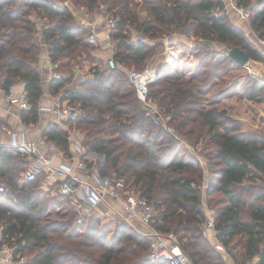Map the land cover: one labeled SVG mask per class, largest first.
Listing matches in <instances>:
<instances>
[{"label":"trees","instance_id":"trees-1","mask_svg":"<svg viewBox=\"0 0 264 264\" xmlns=\"http://www.w3.org/2000/svg\"><path fill=\"white\" fill-rule=\"evenodd\" d=\"M236 1L249 9L251 27L263 34L264 0ZM68 2L59 9L47 0H0V87L25 81L30 109L23 111V121L37 120L42 42L55 69L67 74L51 78L48 89L52 94L63 91L61 99L78 105L80 114L67 122L80 133L83 150L104 155L99 175L122 178L151 202V225L162 234H175L190 264H228L205 236L204 198L220 231L217 239L233 264H247L255 257L253 264H264V132H241L234 118L243 98L264 102V82L250 76L243 95L210 94L223 77L220 67L239 65L213 44L237 47L264 64L263 54L251 47L226 11L214 14L224 10L222 0ZM78 9L119 18L110 33L113 57L137 70L144 68L163 35L194 23L196 41L188 47L197 58L195 71L185 76L178 68L169 72L163 66L148 86L151 103L170 116L175 135L152 121L125 70L103 64L99 55L90 56L97 62L90 66L92 76L71 87L74 66L95 47L87 40L90 29L76 22ZM130 30L142 38H130ZM181 43L188 45L176 41ZM43 136L69 152L68 131L59 125L52 124ZM187 143L194 148L199 144L200 153ZM26 166L14 148H0V178L5 179L0 223L5 242L16 245L14 253L25 257L20 264H167L147 257L149 238L127 223L97 217L77 223L70 201L49 196L40 189V178L19 184ZM52 212L56 220L47 218Z\"/></svg>","mask_w":264,"mask_h":264},{"label":"built area","instance_id":"built-area-1","mask_svg":"<svg viewBox=\"0 0 264 264\" xmlns=\"http://www.w3.org/2000/svg\"><path fill=\"white\" fill-rule=\"evenodd\" d=\"M50 5L55 8L62 9L64 5H57L55 0H47ZM224 2V10L215 11L216 16L226 11V4L237 9L239 18L248 21L250 17L249 9L245 6L238 5L236 0H222ZM118 17L114 15H106L103 19V29L101 40L102 46L109 49V56L106 59V65L109 67H121L125 70L130 83L133 85L136 97L139 102L147 110V114L156 125H162L165 131L175 135L173 126L169 125L170 116L162 114L152 103L148 96V86L157 78L156 67L145 65L143 69L128 68L121 63L115 61L113 57L114 41L110 33L116 27ZM78 24L86 26L90 29V34L87 37L89 43L99 45L98 32L94 30L92 22L86 18H80ZM37 30L40 28V23L36 25ZM42 65L48 69L49 80L51 78L60 79L65 77V74L55 69L54 63L48 52L43 58ZM20 86V89H17ZM7 99L11 102H16L23 110L30 109V103L25 89V81L20 80L11 83L6 89H3ZM57 118L62 121L75 120L80 114L77 104H74L69 99L57 104L54 109ZM3 127L0 125V131ZM18 153H20L27 164L24 173L23 181L28 183L40 178L41 187L45 184L52 185V193L66 197L72 204L74 217L77 223L91 217L93 207L104 200H117L122 205V220L129 224L132 219H137L141 223L149 227L147 234L149 238V252L147 257L155 260L162 259L167 264H190L187 255L181 249L175 234H162L152 225L154 215V206L144 197L131 190V187L125 183L122 178H111L100 176L98 166H87V162L82 159L76 160L75 166L54 165L45 155V150L57 152L59 149L54 141L48 140L45 137H39L36 140H21L11 144ZM197 147V152L200 151ZM195 150V151H196ZM201 161V159H200ZM84 172L86 176H90L94 183H89L87 177L84 178L78 171ZM49 183V184H48ZM45 187V186H44ZM43 187V188H44ZM48 189V188H46ZM5 191V184L0 182V194ZM107 213V212H106ZM105 216L108 217V214ZM205 230H213L214 236L217 239L219 230L214 228L213 219L211 216H206L203 223ZM5 233L3 224L0 223V264H20L25 261V257L21 254L14 253L16 245L5 242ZM212 247L219 253H226L225 248L217 239Z\"/></svg>","mask_w":264,"mask_h":264},{"label":"crops","instance_id":"crops-1","mask_svg":"<svg viewBox=\"0 0 264 264\" xmlns=\"http://www.w3.org/2000/svg\"><path fill=\"white\" fill-rule=\"evenodd\" d=\"M68 3L65 6H67ZM63 7V8H64ZM226 12L228 15L232 18H237L235 19L236 21H241L239 18V14L237 12V9L230 4H226ZM231 15H230V14ZM75 19L76 22L80 20V18H88V15L91 13L85 12L83 9H80V12L75 10ZM83 16V17H81ZM101 17V16H100ZM94 30L98 32V39H99V45L101 49L104 50L105 56L102 57L103 64H106V59L109 56V49L107 47H103L101 44V40L103 39L102 35V25H103V18H100V23L97 26L93 20H91ZM195 28V27H194ZM194 30V29H193ZM182 36H186L184 34H181ZM40 40V36H39ZM41 45V52H40V58H39V63H38V69L41 74V87H42V94L39 99L38 103V113H37V120L35 122H24L23 121V110L18 103L16 102H11L7 99L3 89L0 87V125L3 127V130L0 131V148H14L11 144L14 142H19L21 140H36L39 137H42L45 130L50 127L52 124H57L61 128L65 129L68 131V136H69V142H70V147H69V152L65 154L62 150H58L57 152H52L49 150H45V155L48 157V159L53 163L54 165H65L68 164L69 166H75L76 160H80L83 158L84 161L87 163H90L91 165L94 166H102L104 163V160L99 156L98 153L92 151L89 152V150H83L80 147V141H81V135L80 133L74 128H70L71 126H68L69 123L67 121H62L57 118V115L54 112L55 107L57 104L63 102L66 99H61V95L63 91H60L57 94H52L49 89V73L48 69H46L42 65L43 58L46 55V47L45 44L40 42ZM164 51V50H163ZM164 53V52H162ZM106 57V58H105ZM104 58V59H103ZM78 65H75L73 68V83H71V87L76 86L75 81L79 78H90L92 76V73L90 72V67L89 70H87V75L84 76L80 75L78 76L77 71L81 69V67H77ZM163 66H156L157 68H161ZM80 71V70H79ZM61 72V71H60ZM65 75H67L65 72H62ZM70 86H67V88ZM17 89H20V86H17ZM45 137V136H43ZM15 149V148H14ZM16 150V149H15ZM17 151V150H16ZM21 157L22 155L18 153ZM78 171V170H77ZM78 173L84 178L86 175L84 172L78 171ZM87 181L89 183H94L92 178L90 176H86ZM109 177V176H107ZM0 182H3L5 184V179L0 178ZM25 182L23 181V174L21 175L19 179V184H24ZM49 184V183H48ZM45 186V187H44ZM52 185H43L40 189L44 190L47 193H52ZM44 187V188H43ZM48 188V189H46ZM203 206L204 203H203ZM205 215L206 216H211V211L205 207ZM107 212V213H106ZM105 213L108 214V217L105 216ZM122 205L120 201L117 200H104L103 202H100L98 205L93 207V210L91 211V217H97V218H106L109 219L113 222H124L122 220ZM212 217V216H211ZM126 223V222H124ZM131 228H133L135 231L138 233L144 235L147 234L149 231V227L143 223H141L137 219H132L129 224ZM205 236L207 239L210 241L211 245L215 243L217 240L216 237L214 236V231L213 230H205L204 231ZM226 258V261L228 264H233L232 260L228 258L226 255L227 253L223 254ZM255 261H257V258H253L251 261H248L247 264H253Z\"/></svg>","mask_w":264,"mask_h":264},{"label":"rangeland","instance_id":"rangeland-1","mask_svg":"<svg viewBox=\"0 0 264 264\" xmlns=\"http://www.w3.org/2000/svg\"><path fill=\"white\" fill-rule=\"evenodd\" d=\"M58 2L57 5L62 6L65 2H68V0H55ZM138 1V0H136ZM254 0L251 1L253 3ZM80 12V9H78ZM227 13V12H226ZM230 14V13H229ZM231 15V14H230ZM101 16V17H100ZM234 16V14L232 15ZM230 17L231 22L238 26L242 32V35L249 41L251 47L264 56V33L261 34L259 31H255L254 28L251 27V21H236L237 18ZM83 17V16H81ZM106 15L103 14L101 11L94 12L88 15V20H93V22L98 26L100 23V18H105ZM194 23H188L187 25H192ZM184 26V27H185ZM182 28L179 33L171 34V35H163L158 41L161 42V45H154L153 50L148 53L147 59L145 61V65H151L154 67L164 66L166 67L167 71L172 72L174 68H178L181 70L185 76H189L192 74V72L195 71L196 65H197V58L194 54V52L188 47L189 45L192 46L194 44L195 40V28L189 27L188 29ZM181 34H184L186 36H182ZM130 38L133 39H141L142 34L139 32H129ZM183 41L186 42L188 45L187 47L181 45H177L176 41ZM201 42V41H200ZM154 43V42H152ZM184 45V44H183ZM201 46V44L199 45ZM213 49L216 51L225 54L228 56V51L230 48L224 45L219 44H213ZM173 47V49L171 48ZM187 51H186V50ZM164 50V51H163ZM164 52V53H162ZM89 56L86 55L85 60H81L77 67H81L77 71V75H87V70H89L90 66H93L94 64H97L96 61H92V57L94 55H99L101 57L105 56L104 50L101 49L100 46L93 47L92 49L88 50ZM171 53V54H168ZM106 58V57H105ZM104 59V58H103ZM104 61V60H103ZM210 61V60H208ZM103 63V62H102ZM73 64V63H72ZM133 68V67H132ZM220 69L222 72V79L219 81L217 85H215L211 91V96H217L220 95H228L233 93H239L243 95L246 92V89L248 88L249 80L248 78L251 76L253 78H258L261 81L264 82V64L260 61H255L252 59H249L245 65H231V66H221ZM66 72V71H62ZM88 76V75H87ZM87 78H79L75 81L76 84L85 81ZM236 112L234 114V118L241 123V132L244 133H250V132H264V102H253L247 99H242L241 103L236 107ZM70 128H73L72 124H69ZM172 126L171 124H169ZM74 129V128H73ZM187 146L196 154H199L200 151L197 152L196 148L200 147L199 144L197 147H190L187 143ZM196 150V151H195ZM201 158V156H200ZM204 158H201V163L204 165ZM206 169V167H205ZM49 196H54L51 193H48ZM203 203L205 207L207 205L205 204V198L203 199ZM208 208V207H207ZM64 212V211H63ZM48 219L56 220L58 216L52 212L47 215ZM65 218V217H64ZM133 229V228H131ZM134 230V229H133ZM13 241V240H11ZM228 257V255H226Z\"/></svg>","mask_w":264,"mask_h":264},{"label":"water","instance_id":"water-1","mask_svg":"<svg viewBox=\"0 0 264 264\" xmlns=\"http://www.w3.org/2000/svg\"><path fill=\"white\" fill-rule=\"evenodd\" d=\"M189 27L194 28L195 25L194 24L187 25L184 28L188 29ZM228 56L230 59H232L234 62H236L237 64L241 66L245 65L247 61L249 60L247 53L237 47L230 48L228 51ZM160 71H161V68L156 69L157 77L160 75ZM89 152H92V151H89ZM99 156L102 158V160H104V155L99 154Z\"/></svg>","mask_w":264,"mask_h":264},{"label":"bare ground","instance_id":"bare-ground-1","mask_svg":"<svg viewBox=\"0 0 264 264\" xmlns=\"http://www.w3.org/2000/svg\"><path fill=\"white\" fill-rule=\"evenodd\" d=\"M168 54H171V53H168Z\"/></svg>","mask_w":264,"mask_h":264}]
</instances>
